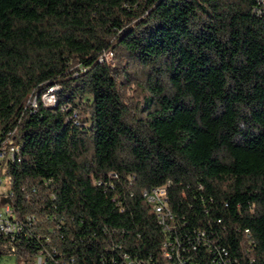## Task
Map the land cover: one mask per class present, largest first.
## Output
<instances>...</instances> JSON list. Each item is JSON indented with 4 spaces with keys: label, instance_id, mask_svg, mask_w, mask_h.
Here are the masks:
<instances>
[{
    "label": "trees",
    "instance_id": "obj_1",
    "mask_svg": "<svg viewBox=\"0 0 264 264\" xmlns=\"http://www.w3.org/2000/svg\"><path fill=\"white\" fill-rule=\"evenodd\" d=\"M259 5L0 0V174L21 225L0 258L264 264ZM162 187L166 229L144 197Z\"/></svg>",
    "mask_w": 264,
    "mask_h": 264
},
{
    "label": "built area",
    "instance_id": "obj_2",
    "mask_svg": "<svg viewBox=\"0 0 264 264\" xmlns=\"http://www.w3.org/2000/svg\"><path fill=\"white\" fill-rule=\"evenodd\" d=\"M259 6L260 8L258 9H262L264 11V0H260ZM101 59L102 61L113 62V55L112 53L106 52L102 55ZM51 92H53V90H51ZM51 100H52V95H47L46 101L48 105L51 103ZM15 151L16 150L12 148L10 150L9 156L14 157ZM5 160H6V153H3V152L0 153V169L2 167L1 165L3 164ZM1 176L2 175H0V232L6 233V234H15V233L17 234L21 230V225L17 221L16 214L14 213L13 208L11 206L9 190L6 191L4 188V191H3V187H5L4 186L5 177L3 178V176L2 177ZM6 182L8 186V180ZM160 191H167V188L162 187V188L153 189L151 191H145L144 197L148 200L149 203L152 204L153 211L158 216L160 224L164 226L166 229L168 227V224H167L168 214L164 212L165 203L159 201ZM5 194L8 197L7 201L3 200ZM176 244L179 245L178 249H175L176 248L175 246L172 247V244L170 242H166L164 244V248L167 250L166 254H175L174 255L175 257L180 258L181 256L180 243L177 242ZM29 264H47V263L42 257H36L33 260H31Z\"/></svg>",
    "mask_w": 264,
    "mask_h": 264
},
{
    "label": "rangeland",
    "instance_id": "obj_3",
    "mask_svg": "<svg viewBox=\"0 0 264 264\" xmlns=\"http://www.w3.org/2000/svg\"><path fill=\"white\" fill-rule=\"evenodd\" d=\"M46 100V99H45ZM44 100V101H45ZM1 175V174H0ZM2 177V176H1ZM4 178V177H3ZM7 179L5 178L4 180V186L3 187V191H4V188L5 190H9L8 186H7ZM6 183V184H5ZM4 201H7L8 200V197L7 195L5 194L4 195V198H3ZM0 264H25L23 261H20V260H17L15 257L13 256H6V257H3V258H0Z\"/></svg>",
    "mask_w": 264,
    "mask_h": 264
},
{
    "label": "bare ground",
    "instance_id": "obj_4",
    "mask_svg": "<svg viewBox=\"0 0 264 264\" xmlns=\"http://www.w3.org/2000/svg\"><path fill=\"white\" fill-rule=\"evenodd\" d=\"M106 62H111V61H106ZM45 99H46V96L43 98V102L45 103V105H47V106H55L56 105V99H55L54 96H52V100H51V103L49 105H48V103H47V101ZM159 201L165 203V205H164V212L168 214V221H169L170 212L167 210L166 202H165V196H164V192L163 191H160L159 192Z\"/></svg>",
    "mask_w": 264,
    "mask_h": 264
}]
</instances>
